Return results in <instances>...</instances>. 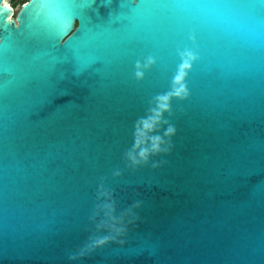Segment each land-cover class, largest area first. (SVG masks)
<instances>
[{"label": "water", "instance_id": "water-1", "mask_svg": "<svg viewBox=\"0 0 264 264\" xmlns=\"http://www.w3.org/2000/svg\"><path fill=\"white\" fill-rule=\"evenodd\" d=\"M3 2L0 264H264V3Z\"/></svg>", "mask_w": 264, "mask_h": 264}, {"label": "rangeland", "instance_id": "rangeland-1", "mask_svg": "<svg viewBox=\"0 0 264 264\" xmlns=\"http://www.w3.org/2000/svg\"><path fill=\"white\" fill-rule=\"evenodd\" d=\"M27 0H6V4H10L13 7V14L12 17L15 18L18 11L20 10L23 2Z\"/></svg>", "mask_w": 264, "mask_h": 264}, {"label": "snow or ice", "instance_id": "snow-or-ice-1", "mask_svg": "<svg viewBox=\"0 0 264 264\" xmlns=\"http://www.w3.org/2000/svg\"><path fill=\"white\" fill-rule=\"evenodd\" d=\"M260 3H264V0H259ZM76 5H63V7H75ZM70 19V18H69Z\"/></svg>", "mask_w": 264, "mask_h": 264}, {"label": "bare ground", "instance_id": "bare-ground-1", "mask_svg": "<svg viewBox=\"0 0 264 264\" xmlns=\"http://www.w3.org/2000/svg\"><path fill=\"white\" fill-rule=\"evenodd\" d=\"M3 5H6V0H4ZM13 11H14V10L12 9V11H11V15H10V16H12Z\"/></svg>", "mask_w": 264, "mask_h": 264}]
</instances>
